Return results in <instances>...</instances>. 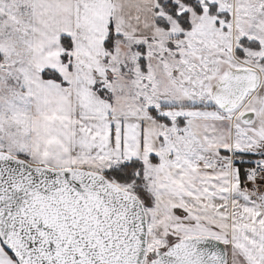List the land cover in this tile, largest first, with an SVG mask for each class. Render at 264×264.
Listing matches in <instances>:
<instances>
[{
  "label": "snow or ice",
  "instance_id": "6c2138e0",
  "mask_svg": "<svg viewBox=\"0 0 264 264\" xmlns=\"http://www.w3.org/2000/svg\"><path fill=\"white\" fill-rule=\"evenodd\" d=\"M0 264H264V0H0Z\"/></svg>",
  "mask_w": 264,
  "mask_h": 264
}]
</instances>
